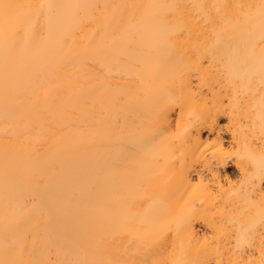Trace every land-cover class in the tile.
<instances>
[{"label":"bare ground","instance_id":"obj_1","mask_svg":"<svg viewBox=\"0 0 264 264\" xmlns=\"http://www.w3.org/2000/svg\"><path fill=\"white\" fill-rule=\"evenodd\" d=\"M5 4L0 264H264V0Z\"/></svg>","mask_w":264,"mask_h":264},{"label":"snow or ice","instance_id":"obj_2","mask_svg":"<svg viewBox=\"0 0 264 264\" xmlns=\"http://www.w3.org/2000/svg\"><path fill=\"white\" fill-rule=\"evenodd\" d=\"M12 6L11 5H7V4H5V5H0V8H3V10H4V14L7 16L8 14H9V9L11 8Z\"/></svg>","mask_w":264,"mask_h":264},{"label":"rangeland","instance_id":"obj_3","mask_svg":"<svg viewBox=\"0 0 264 264\" xmlns=\"http://www.w3.org/2000/svg\"><path fill=\"white\" fill-rule=\"evenodd\" d=\"M228 172H229L230 174H233V173H234L233 168H232V167H229Z\"/></svg>","mask_w":264,"mask_h":264}]
</instances>
